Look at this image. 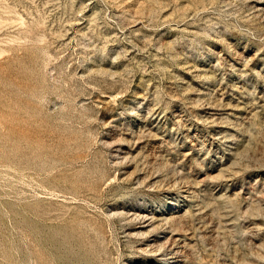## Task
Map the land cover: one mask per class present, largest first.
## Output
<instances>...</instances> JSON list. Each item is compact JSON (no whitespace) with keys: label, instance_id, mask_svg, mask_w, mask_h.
<instances>
[{"label":"rangeland","instance_id":"1","mask_svg":"<svg viewBox=\"0 0 264 264\" xmlns=\"http://www.w3.org/2000/svg\"><path fill=\"white\" fill-rule=\"evenodd\" d=\"M0 264H264V0H0Z\"/></svg>","mask_w":264,"mask_h":264},{"label":"bare ground","instance_id":"2","mask_svg":"<svg viewBox=\"0 0 264 264\" xmlns=\"http://www.w3.org/2000/svg\"><path fill=\"white\" fill-rule=\"evenodd\" d=\"M153 219V218H152ZM164 220L169 221V218H164ZM173 221V220H172ZM169 223V222H168ZM153 225V224H152ZM151 226V225H150ZM182 261V260H181ZM180 263V262H179Z\"/></svg>","mask_w":264,"mask_h":264}]
</instances>
